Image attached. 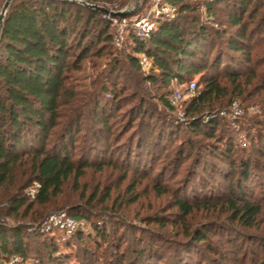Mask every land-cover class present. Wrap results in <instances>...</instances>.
<instances>
[{
	"label": "trees",
	"instance_id": "1",
	"mask_svg": "<svg viewBox=\"0 0 264 264\" xmlns=\"http://www.w3.org/2000/svg\"><path fill=\"white\" fill-rule=\"evenodd\" d=\"M82 1L90 5L110 3ZM162 1L174 5L177 16L158 20L148 40H139L130 32L123 59L114 55L113 29L97 10L67 0L10 2L0 32V219L32 216V223H41L44 218L31 214L35 208L50 205L62 195L68 181L77 183L87 170L101 172L104 166L115 162L91 158L95 153L110 154L108 142L112 138L119 143L130 133L126 155L127 158L134 155V163L140 168L143 162L139 154L154 132L150 125L154 113L148 110L146 99L137 93L142 84L167 92L174 84H189L198 76L195 84L199 91L183 104L184 126L197 136L214 140L223 158H233L231 139L221 133V126L226 124L210 116L216 105L220 107L226 99L229 105L233 98L242 97L249 86L254 94L264 91V71L257 74L264 66V0ZM148 5L149 0H143L134 16L140 15ZM140 54L152 61L147 74L139 66ZM102 60L105 67L101 70ZM86 62L95 72L89 85L81 84L79 75ZM124 65L134 74L131 78L134 88L129 93H126L127 85L121 82L125 78ZM133 101L136 102L132 104ZM164 103L172 108L168 99ZM206 110L209 112L204 116ZM122 119L123 124L119 125ZM164 126L161 124V131ZM226 127L230 129L229 125ZM160 132L158 140L151 143L156 151H160V142L167 137ZM251 139L249 146L257 160L253 162L251 157L239 160L240 178L234 191L223 201L226 208L220 209L231 222L246 229L257 228L264 209V204L248 199L243 186L253 172L264 174V164L258 161L264 159V135ZM101 145L105 146L103 152L98 150ZM181 154L182 151L173 162L182 160ZM33 185L38 186V193L31 200L25 192ZM154 188L157 193L166 192L165 188ZM210 200L175 199L178 216L184 224L181 234L185 244L204 245L210 241L211 233L218 236L219 232L214 233L218 224L207 223L193 230L185 226L186 218L202 207L216 210V204L212 206ZM65 212L77 220H87L79 208ZM92 226L96 240L108 238L103 226ZM222 233L230 235V238L226 236L227 240L234 237L244 241L241 235ZM51 234L39 230L28 232L23 225L0 224V264H8L13 258L19 260L17 264L27 263L33 243L38 264H67L70 256L60 253ZM72 239L82 241L77 233ZM38 243L43 246L45 256L37 251ZM125 243L122 238L115 250ZM258 244L255 241L254 245ZM150 246L148 254L134 251L135 264H143L145 258L163 262L159 247ZM185 250L188 252V248ZM259 251L261 256L253 255L249 264H264V242L259 245ZM241 252L246 253L243 264H247L248 250ZM206 253L212 254V260L219 258L211 246ZM121 254L110 264H126ZM178 254L181 256V252ZM142 258L144 262L140 261ZM219 261L222 263L224 259ZM206 262L201 257L197 264ZM178 264H184L183 260H178Z\"/></svg>",
	"mask_w": 264,
	"mask_h": 264
},
{
	"label": "rangeland",
	"instance_id": "2",
	"mask_svg": "<svg viewBox=\"0 0 264 264\" xmlns=\"http://www.w3.org/2000/svg\"><path fill=\"white\" fill-rule=\"evenodd\" d=\"M107 1L111 3L110 5H117L119 8L121 4L129 7L130 12L134 13L130 17L140 11V5L143 2V0ZM5 2L6 0H0V13ZM103 4L106 3H98L99 6ZM151 8L152 3L149 0L148 7L140 15H147ZM262 49L264 50V47ZM113 51L114 55L123 59L127 53V47L124 46L122 49L113 47ZM99 65L102 70L105 67V61H100ZM124 71L125 78L121 82L127 85L129 91L126 93H129L134 88L131 81L134 74L126 65H124ZM263 71L264 66L257 70V74ZM93 74L95 72L91 64L86 62L83 73L79 74L82 79L81 84L89 85ZM193 82L198 83V76L193 79ZM187 85L189 84H174L167 92L156 87L140 85L137 91L138 96L146 99L148 110L154 113L153 120L150 122L151 130L154 132L139 154L143 162L140 168L136 167L137 163H134L136 161L134 155L131 154L129 158L126 155L128 142L131 141V138L128 139L130 133L126 134L119 143L112 138L111 142H108L112 153L106 155L95 153L91 158L105 159V162L111 159L115 161L112 162L113 164L109 162L111 164L104 166L101 172L87 170L84 177L77 183L68 181L62 195L50 205L35 208L31 214L37 218H44L41 223H32V216L19 219L11 217L2 219L6 226L23 225L27 227L28 232H33L38 230V225H41L49 215L79 208L87 218V220H78L82 223V227L77 232L81 235V243L76 242V239L72 237H65L57 230L44 233H52L60 253L70 256L67 264H83L88 260L92 264H110V261H115L121 253L126 258V264H135L133 257L137 254L134 255V251L142 250L144 254H148L151 244L159 247L158 253L160 257H163V262L158 263L157 260H146V258L144 262L142 258L140 261L144 262L143 264H178V260L181 259L184 264H197L201 261V257L207 259L206 264H243L246 253L242 255L241 249L248 250L247 264L253 255L261 256L259 245L264 242V209L257 221L256 229H246L231 222L228 214L220 212V209L226 208L222 205L223 201L229 197L230 192L234 191L240 178L239 160H246L249 157L253 162L257 160L252 154L249 142L253 136L264 135L262 129L264 127V91L254 94L253 87L249 86L242 97L233 98L229 105H227L229 99H226L220 107L216 105L211 111L210 117L223 121L231 129L225 125L221 126L222 135L230 138L234 147L233 158L226 159L220 155V148L214 140L197 136L184 126L186 122L181 117V114L184 115L183 104L192 97H188ZM175 89L183 93L184 98L177 108H169L164 101L170 96L168 92L172 93ZM198 91L196 88L194 94L196 95ZM135 102L133 101L132 104ZM233 105L239 112L238 116L233 114L235 113L232 109ZM126 109L127 107L124 108ZM208 112L209 110H206L203 115L207 116ZM221 112H224V115H221ZM204 116H202L203 119ZM183 117L185 119V115ZM122 121L123 119L119 125L123 124ZM161 124L165 125L162 131ZM159 132L167 137L166 140L159 141L158 150L160 151H156L152 149L151 143L158 140ZM98 150L103 152L105 146H99ZM180 151H182V160L173 162ZM258 161L260 165L264 164V159ZM155 186L165 188L166 192L157 193ZM243 186L249 200L264 204V174L262 172H253L250 180ZM185 197L190 201L211 198L209 201L211 205L216 204V210L207 211L202 207L199 211L193 212L186 218L185 226L193 230L207 223L218 224L219 228H216L214 233L219 232L221 235L218 233V236H213L211 233L210 241L204 245L185 244L186 239L181 234L184 224L181 223L175 207V199ZM92 224L103 226L108 238L96 240ZM122 225L126 227L121 228ZM222 232L241 235L244 241L235 240L234 237H231L232 240H227L230 235L224 236ZM122 238L125 239L126 245H121L120 250H115ZM257 240L259 244L254 245ZM35 245L33 243L34 249L25 264H38L35 258ZM38 245L37 251L45 256L43 246L39 243ZM209 246L213 247L217 254L219 253V258L212 260V254L206 253ZM185 247L188 248V252ZM87 251H90V254ZM179 251L181 256L178 254ZM220 258L224 259L222 263L219 261Z\"/></svg>",
	"mask_w": 264,
	"mask_h": 264
},
{
	"label": "built area",
	"instance_id": "3",
	"mask_svg": "<svg viewBox=\"0 0 264 264\" xmlns=\"http://www.w3.org/2000/svg\"><path fill=\"white\" fill-rule=\"evenodd\" d=\"M152 8L147 15H137L128 18H119L113 16L117 12L130 11L129 7L119 8L117 5L103 4L97 5L108 11L106 14H102V18L108 21L113 29V44L117 49H122L125 46L126 38L130 32H133L135 37L139 40H148L151 34L156 29V22L158 20H172L177 16V8L174 5L163 2L162 0H151ZM89 6H94L87 4ZM140 68L144 73H149L152 69V61L145 55L140 54L137 56ZM196 84L194 82L187 85L188 97L194 96ZM184 94L179 90H174L168 97V103L171 107L177 108L183 101ZM235 116H238V111L235 106H232ZM224 115V112H221ZM184 115L181 114L182 120H185ZM26 196L33 200L38 193V186L33 185L26 190ZM1 225H6L5 222L0 219ZM82 227V223L75 218L67 215L65 211L57 212L49 215L46 220L38 225V230L41 233L51 232L57 230L65 237L70 238L77 233ZM18 262L17 258H13L8 264H15Z\"/></svg>",
	"mask_w": 264,
	"mask_h": 264
},
{
	"label": "water",
	"instance_id": "4",
	"mask_svg": "<svg viewBox=\"0 0 264 264\" xmlns=\"http://www.w3.org/2000/svg\"><path fill=\"white\" fill-rule=\"evenodd\" d=\"M11 1L12 0H6L5 4L3 6V9H2V11L0 13V32H1V26H2V22H3L4 16L6 14V11H7L8 6H9ZM67 1L76 2V3H79L81 5L89 6L86 3L82 2V1H79V0H67ZM89 7L97 10L98 12H100L102 14L108 13V11L106 9L101 8V7L97 6V5L89 6ZM133 14L134 13H131L130 11H124V12H117V13L113 14V16L119 17V18H128V17L132 16Z\"/></svg>",
	"mask_w": 264,
	"mask_h": 264
}]
</instances>
